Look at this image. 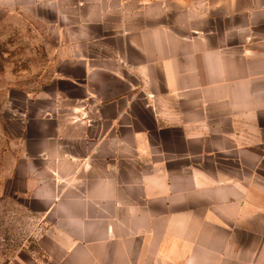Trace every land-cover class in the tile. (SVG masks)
<instances>
[{"label": "crops", "instance_id": "1", "mask_svg": "<svg viewBox=\"0 0 264 264\" xmlns=\"http://www.w3.org/2000/svg\"><path fill=\"white\" fill-rule=\"evenodd\" d=\"M35 5L85 48L24 134L57 264H264V0Z\"/></svg>", "mask_w": 264, "mask_h": 264}, {"label": "rangeland", "instance_id": "2", "mask_svg": "<svg viewBox=\"0 0 264 264\" xmlns=\"http://www.w3.org/2000/svg\"><path fill=\"white\" fill-rule=\"evenodd\" d=\"M43 12L0 7V264L59 260L49 245L52 218L42 220L44 208L32 196L37 181L26 168L24 134L34 114L68 118L77 92L64 76L85 48Z\"/></svg>", "mask_w": 264, "mask_h": 264}]
</instances>
